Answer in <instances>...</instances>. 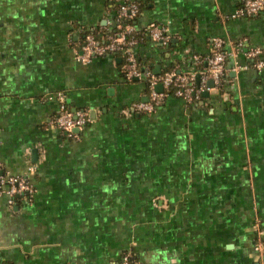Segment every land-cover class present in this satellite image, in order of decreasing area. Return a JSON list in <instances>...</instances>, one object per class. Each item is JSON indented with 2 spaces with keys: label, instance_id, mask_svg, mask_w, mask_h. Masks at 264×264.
I'll return each instance as SVG.
<instances>
[{
  "label": "crops",
  "instance_id": "obj_1",
  "mask_svg": "<svg viewBox=\"0 0 264 264\" xmlns=\"http://www.w3.org/2000/svg\"><path fill=\"white\" fill-rule=\"evenodd\" d=\"M120 1L0 0V164L34 189L11 205L0 195V264H113L125 251L142 264H258L264 69L239 56L233 71L229 58L193 103L126 114L145 81L125 79L115 53L73 57ZM136 1V31L155 22L169 35L135 49L154 75L192 71L199 85L214 37L264 50V10L232 17L241 0ZM58 94L88 112L78 139L49 124Z\"/></svg>",
  "mask_w": 264,
  "mask_h": 264
},
{
  "label": "built area",
  "instance_id": "obj_2",
  "mask_svg": "<svg viewBox=\"0 0 264 264\" xmlns=\"http://www.w3.org/2000/svg\"><path fill=\"white\" fill-rule=\"evenodd\" d=\"M264 9V0H241L238 8L231 14L232 17H250L260 13ZM139 13V4L136 0H121L113 18L107 20V27L103 35L88 31L75 48L73 57L79 63H88L93 58L115 53L122 58L121 71L127 80H144L147 87L146 99L131 102L124 112L127 114H151L168 96L182 99L185 103H193L200 91L205 89L206 78L212 79L220 85L224 76L225 62L232 60L233 71L240 68L237 59L243 56L251 60V66L257 71L264 69V50L259 46H251L243 49L242 41L231 43L225 47L222 38L211 39V55L206 58V67L203 70L202 82L195 85L192 71L169 69L159 75H154L144 65H140L136 59L135 49L144 42V36L153 42L166 44L169 35L165 26L150 22L139 34L136 31L133 20ZM160 87V88H158ZM60 107L57 113L50 119V126L62 132L65 137L78 139L79 132L88 121V112L85 109H70L63 104V95L58 94ZM32 166L27 170L32 171ZM34 189L28 175L13 174L3 169L0 164V195L7 197L11 205L16 196L30 199ZM257 239L253 249L259 256L258 264H264V241L261 238V230L256 231ZM113 264H142L131 252H123L119 260Z\"/></svg>",
  "mask_w": 264,
  "mask_h": 264
},
{
  "label": "trees",
  "instance_id": "obj_3",
  "mask_svg": "<svg viewBox=\"0 0 264 264\" xmlns=\"http://www.w3.org/2000/svg\"><path fill=\"white\" fill-rule=\"evenodd\" d=\"M118 5H119V4H118ZM117 8H118V6H117ZM263 10H264V9H263ZM263 10H262V11H263ZM97 36H99V35H97ZM136 59H137L138 63H139L140 65H142L141 62H140V60H139L137 57H136Z\"/></svg>",
  "mask_w": 264,
  "mask_h": 264
},
{
  "label": "water",
  "instance_id": "obj_4",
  "mask_svg": "<svg viewBox=\"0 0 264 264\" xmlns=\"http://www.w3.org/2000/svg\"><path fill=\"white\" fill-rule=\"evenodd\" d=\"M245 48H246V47H245ZM203 94H207V92L204 91Z\"/></svg>",
  "mask_w": 264,
  "mask_h": 264
}]
</instances>
